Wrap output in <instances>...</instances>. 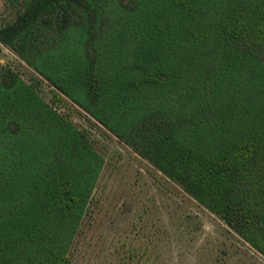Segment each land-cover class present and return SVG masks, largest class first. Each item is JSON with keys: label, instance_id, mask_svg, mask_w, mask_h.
Returning a JSON list of instances; mask_svg holds the SVG:
<instances>
[{"label": "trees", "instance_id": "obj_1", "mask_svg": "<svg viewBox=\"0 0 264 264\" xmlns=\"http://www.w3.org/2000/svg\"><path fill=\"white\" fill-rule=\"evenodd\" d=\"M0 264H71L105 165L70 99L264 256V0H7Z\"/></svg>", "mask_w": 264, "mask_h": 264}, {"label": "rangeland", "instance_id": "obj_2", "mask_svg": "<svg viewBox=\"0 0 264 264\" xmlns=\"http://www.w3.org/2000/svg\"><path fill=\"white\" fill-rule=\"evenodd\" d=\"M14 16L0 0V25ZM0 63L52 85L0 42ZM62 112L89 132L105 165L71 251V264H264V256L70 99Z\"/></svg>", "mask_w": 264, "mask_h": 264}]
</instances>
